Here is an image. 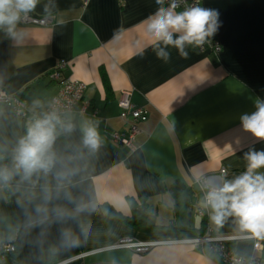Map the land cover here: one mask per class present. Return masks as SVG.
<instances>
[{
  "label": "crops",
  "instance_id": "1",
  "mask_svg": "<svg viewBox=\"0 0 264 264\" xmlns=\"http://www.w3.org/2000/svg\"><path fill=\"white\" fill-rule=\"evenodd\" d=\"M200 5L219 12L220 27L208 39L221 45L219 53L185 45L183 57L153 44L145 22L167 8L165 0H38L33 10L54 15V24L26 25L19 17L11 33L0 27V88L21 97L30 115L0 106V146L8 154L0 169L12 173L0 180V237L18 234L15 264H220L208 247L180 242L182 234L252 233L233 216L216 221L210 208L198 214L205 202L197 180L209 176L222 186L247 170V153L264 151V140L241 123L264 100V0ZM160 48L167 61L158 58ZM61 60L67 75L86 84L90 105L84 116L59 120L52 167L26 176L15 168V149L57 95L48 74ZM123 90L148 111L134 150L111 138L129 127L120 116ZM85 125L99 134L96 150L82 144ZM131 200L146 207L145 224L132 223L139 211ZM106 205L118 216L110 223ZM125 236L164 243L147 253L107 249ZM229 246L246 257L254 252L251 239Z\"/></svg>",
  "mask_w": 264,
  "mask_h": 264
},
{
  "label": "clouds",
  "instance_id": "2",
  "mask_svg": "<svg viewBox=\"0 0 264 264\" xmlns=\"http://www.w3.org/2000/svg\"><path fill=\"white\" fill-rule=\"evenodd\" d=\"M38 0H0V27H7L11 33L20 13L34 9ZM163 4L164 0H156ZM146 31L153 44L162 43L178 49L186 57L185 45L202 46L213 37L220 27L219 12L215 9L192 6L177 11L175 0L167 7H159L146 20ZM160 48L158 58L167 61L169 54ZM256 110L241 116L244 130L260 140H264V100L257 99ZM59 118L55 113L46 114L30 124L26 135L19 140L15 149V168L23 170L26 176L34 172H47L54 163L51 149L57 137ZM66 130H71L69 125ZM82 144L85 148L96 150L100 146L99 134L95 127L85 125L82 128ZM247 170L234 180L212 187L205 197L206 206L212 211L216 221L225 216L237 219L242 230L264 233V151H250L246 154ZM12 173L0 169V180L7 181ZM69 243H73L69 237Z\"/></svg>",
  "mask_w": 264,
  "mask_h": 264
},
{
  "label": "built area",
  "instance_id": "3",
  "mask_svg": "<svg viewBox=\"0 0 264 264\" xmlns=\"http://www.w3.org/2000/svg\"><path fill=\"white\" fill-rule=\"evenodd\" d=\"M88 0H85L87 3ZM173 0H165L168 7ZM177 10H183L192 6L200 5V0H175ZM20 22L26 25L36 26H50L54 24V15H39L32 9L26 13H20ZM211 50L213 53L221 51V45L218 42L207 41L202 46H198L199 52ZM68 62L61 60L56 68L48 74L52 82L57 83L59 91L53 98L46 114L55 113L60 121L64 120L70 115L80 114L86 115L90 102L85 97L86 84L80 80L74 79L66 74ZM0 106H7L16 114L28 118L29 112L26 109L23 99L17 95H11L6 90L0 88ZM119 106L121 109L120 116L129 121V127L123 132H114L111 134L113 142L127 146L129 149L136 148L135 139L141 132L140 124L148 119V111L145 107L136 106L132 100V91L123 90L119 99ZM45 114V115H46ZM95 115V114H94ZM224 177L227 174L226 169L220 171ZM198 183L204 195V206L198 208L197 212L201 216L208 215V208L206 206L205 197L207 192L212 187H219L214 185L209 176L199 178ZM17 239L18 234H13L8 237H0V264H15L17 254ZM251 239L254 241V252L251 256H242L238 254L234 248L229 246L231 242ZM264 233H248L239 236H222L212 232L210 228L206 229L204 234L194 237H186L180 242L190 243L198 247H208L212 252L220 256V264H264V258L258 256V252L264 250ZM161 241H141L135 238L125 236L115 244L107 247V249H131L138 253H147L152 248L163 244ZM86 255L81 254L79 257ZM73 259V258H72ZM67 261V260H66ZM66 261L57 264H64Z\"/></svg>",
  "mask_w": 264,
  "mask_h": 264
},
{
  "label": "trees",
  "instance_id": "4",
  "mask_svg": "<svg viewBox=\"0 0 264 264\" xmlns=\"http://www.w3.org/2000/svg\"><path fill=\"white\" fill-rule=\"evenodd\" d=\"M58 130H59V127L57 126V131ZM7 156H8L7 152L0 146V162L5 160L7 158ZM131 203H132V206L134 207V209L136 211H139L137 213V215L134 217V220L132 221V223H134V224H145L146 222L142 218V213L147 210L146 207L143 206V205L137 206L133 202V200H131ZM103 209H104L105 217H106V220L108 221V223H110L113 218L118 217L116 212L114 211V209H112L110 206L106 205V206L103 207ZM177 230H179L182 233V230H180L178 228H177ZM194 236H199V235H196V234H193V233H190V232H188L186 234H182V237H194Z\"/></svg>",
  "mask_w": 264,
  "mask_h": 264
}]
</instances>
